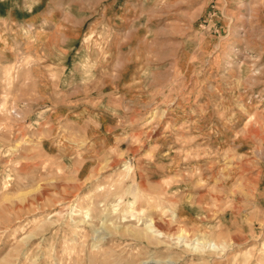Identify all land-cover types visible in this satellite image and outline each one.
<instances>
[{
    "label": "rangeland",
    "instance_id": "obj_1",
    "mask_svg": "<svg viewBox=\"0 0 264 264\" xmlns=\"http://www.w3.org/2000/svg\"><path fill=\"white\" fill-rule=\"evenodd\" d=\"M0 15V264H264V0Z\"/></svg>",
    "mask_w": 264,
    "mask_h": 264
},
{
    "label": "bare ground",
    "instance_id": "obj_2",
    "mask_svg": "<svg viewBox=\"0 0 264 264\" xmlns=\"http://www.w3.org/2000/svg\"><path fill=\"white\" fill-rule=\"evenodd\" d=\"M150 224H151V223H150ZM152 226H153V225L150 226V225L148 224V225H147V227H148L147 229H151ZM151 230H152V229H151Z\"/></svg>",
    "mask_w": 264,
    "mask_h": 264
},
{
    "label": "crops",
    "instance_id": "obj_3",
    "mask_svg": "<svg viewBox=\"0 0 264 264\" xmlns=\"http://www.w3.org/2000/svg\"><path fill=\"white\" fill-rule=\"evenodd\" d=\"M2 16L0 15V18H1Z\"/></svg>",
    "mask_w": 264,
    "mask_h": 264
}]
</instances>
